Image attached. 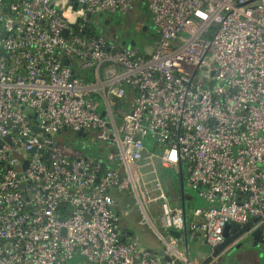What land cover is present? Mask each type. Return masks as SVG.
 Masks as SVG:
<instances>
[{
	"label": "built area",
	"instance_id": "built-area-1",
	"mask_svg": "<svg viewBox=\"0 0 264 264\" xmlns=\"http://www.w3.org/2000/svg\"><path fill=\"white\" fill-rule=\"evenodd\" d=\"M75 1L0 0V264H200L169 230L212 248L249 221L264 243V0ZM137 2L157 37L145 52L93 23ZM66 130L107 153L60 143ZM163 169L204 205L185 210ZM123 191L168 260L121 230Z\"/></svg>",
	"mask_w": 264,
	"mask_h": 264
},
{
	"label": "rangeland",
	"instance_id": "rangeland-1",
	"mask_svg": "<svg viewBox=\"0 0 264 264\" xmlns=\"http://www.w3.org/2000/svg\"><path fill=\"white\" fill-rule=\"evenodd\" d=\"M136 12L139 13L143 18H147V22H149L151 12L146 2H137ZM130 16L132 17L131 11L123 16L111 15L110 24L113 25V27H111L109 30L104 29L102 31L106 39L118 45H122L123 43L127 44L130 40H134L136 46L141 52L151 50L157 41L155 31L151 27L152 24H149L148 29L143 30L141 28L147 24L141 26L134 22ZM108 17L109 16L106 14L95 16L93 23H97L99 26L103 25L105 20L109 19ZM82 70L83 71L80 70L79 72L81 76H83V74L85 75V81L91 80L92 69L90 67H86ZM98 110L100 111V108ZM56 139L60 143L72 149L81 151L91 160H94L98 156H104L105 153H107V148H104V145L96 138V134L94 132L87 133L85 136H78L77 132L66 130L58 133L56 135ZM143 170L146 171L147 168H144ZM159 172L165 185H172V180L174 179L175 174H173V172L169 169H163ZM184 189L185 192L192 197V201L195 203L202 201L196 195V193L187 186L186 183ZM116 201L118 207L117 211L121 215L122 219V226L130 229L133 232L134 239L141 247L145 245L147 239L150 242L156 239V235L152 232L151 228L147 224L140 225L138 223L142 213L133 195L129 194L127 191H123L117 195ZM156 207V202H153L149 205V210L151 213ZM150 217L152 219H157L156 214H150ZM187 242V250L195 256H201L209 250V247L205 244H202L201 242L193 241L191 239H188ZM250 242L251 237L249 234H244L239 237L227 252L221 254L219 259L221 264H255L254 262L256 261L258 262L257 264H263L264 243L259 242L251 245ZM181 244H178V248L183 250L184 245L182 244L181 247Z\"/></svg>",
	"mask_w": 264,
	"mask_h": 264
},
{
	"label": "water",
	"instance_id": "water-1",
	"mask_svg": "<svg viewBox=\"0 0 264 264\" xmlns=\"http://www.w3.org/2000/svg\"><path fill=\"white\" fill-rule=\"evenodd\" d=\"M71 2H72V5H73V9H76L77 6H78L77 2H76L75 0H71ZM110 16H111V15H110ZM88 22H90V18L88 19ZM106 22H109V21H106ZM152 25H153V24H152ZM152 25H151V27L154 29V26H152ZM148 26H149V25L144 26V27H143V30L148 29ZM122 45H127V47H131V46L135 45V42H134V40H130L127 44H124V43H123ZM64 64H65V65L68 64L67 60L64 61ZM33 118H35V115H33ZM32 130H33L34 132H37V131H38V128H37L36 126H33V127H32ZM77 135H78V136H84L85 133L82 132V131H78V132H77ZM35 151H36V149H33V150H32V152H35ZM180 180H181V182H180V183H181V188L183 189V184H182L181 176H180ZM252 223H253V222L249 221V222H247L246 224H244V225H242V226H240V225L237 224V223H229V224H227V225L224 227V230H223V237H224V240H223L220 244H218V245H216V246L210 248L209 252L205 255V257H203V258L201 259L200 264H207V263H208L213 257H216V256L222 254L225 250L231 248L232 244L234 243V241H236V239H238V238L241 237L242 235L246 234V232H247V231L249 230V228L251 227ZM262 227H263V226H260V227H258L257 229L253 230V231L250 233V237H251V242H250V244H251V245H254V244H256V243L262 242V240L260 239V231H261V228H262ZM228 231H230L231 235L229 234ZM168 232H169L172 236L177 237V238L183 236L184 239H185V241H187V240H186L187 237H186V232H185V230H184L182 233H181L180 231H176V230H169ZM122 239H124V238H122ZM186 247H187V246H186ZM158 254H159L160 256H163V252H162V251H159ZM263 257H264V255H263ZM163 258H164L165 260H168V257H166V256H163ZM263 264H264V259H263Z\"/></svg>",
	"mask_w": 264,
	"mask_h": 264
},
{
	"label": "crops",
	"instance_id": "crops-1",
	"mask_svg": "<svg viewBox=\"0 0 264 264\" xmlns=\"http://www.w3.org/2000/svg\"><path fill=\"white\" fill-rule=\"evenodd\" d=\"M131 11V15H132V17L130 16V18H132V20L134 21V22H136L137 24H139V25H144V24H147V25H149V24H152L151 23V19L149 18V22H147V18H143L139 13H137L136 12V5L133 7V9L132 10H130ZM125 18V17H124ZM187 198L188 199H191L192 197L189 195V194H187ZM202 202V203H201ZM191 204L193 205H198V206H203L204 205V203H203V201H200V202H197V203H195L194 201H191ZM121 216V215H120ZM120 227H121V230L122 231H124V233H126V235H127V237L128 238H132V239H134V235H133V232L130 230V229H128V228H126V227H124V226H122V219H121V222H120ZM156 239L155 240H152L151 242L147 239L146 241L147 242H145V245L144 246H142L143 248H145V249H148L150 252H152L154 255H156V256H160L159 254H158V252L159 251H162L163 252V256H166L167 257V255L164 253V244H163V242L161 241V240H159L157 237H155ZM135 240V239H134ZM186 240H188V238L186 239ZM193 241H196V240H193ZM181 242H182V244L184 245V247L183 248H185L186 249V251L188 252V253H190L187 249H188V247H186V246H188L187 245V241H185V239H184V237L182 236V237H180V239H179V241H178V244H181ZM197 242H199V241H197ZM202 243V242H201ZM139 244V243H138ZM182 244H181V247H182ZM202 244H205V243H202ZM205 245H207V244H205ZM208 246V245H207ZM209 247V246H208ZM209 250H210V247H209ZM209 250H208V252H209ZM229 249H227V250H225L224 252H227ZM208 252H206L205 254H200L201 256H195V255H193V254H191L190 253V255H192V256H195L196 258H198L199 260H201L203 257H205V255L208 253ZM223 252V253H224ZM163 256H161V257H163ZM255 264H257L258 262L256 261V262H254Z\"/></svg>",
	"mask_w": 264,
	"mask_h": 264
},
{
	"label": "trees",
	"instance_id": "trees-1",
	"mask_svg": "<svg viewBox=\"0 0 264 264\" xmlns=\"http://www.w3.org/2000/svg\"><path fill=\"white\" fill-rule=\"evenodd\" d=\"M112 15H114V14H112ZM116 15H118V14H116ZM108 16H110V15H108ZM118 16H123V15H118ZM85 25H91V24L86 23ZM103 25H108V24L103 23ZM89 28H90V30L94 29L93 27H89ZM102 28L103 27H101V30L105 29V28H103V29ZM98 29H94V31L98 32L99 31ZM181 179H182L183 189L181 188L180 175L175 176L174 179L172 180V185L166 186V188L169 191V193L171 194V196L173 197V199L177 200L180 204L183 205V208L185 210H187L190 206H192V204H191L192 200L187 198V193L185 192V189H184V187H185V176H184V174H181Z\"/></svg>",
	"mask_w": 264,
	"mask_h": 264
},
{
	"label": "flooded vegetation",
	"instance_id": "flooded-vegetation-1",
	"mask_svg": "<svg viewBox=\"0 0 264 264\" xmlns=\"http://www.w3.org/2000/svg\"><path fill=\"white\" fill-rule=\"evenodd\" d=\"M108 18L109 19H106L105 22H104V24H108V25H103V28H105L106 30H109V29H111V27H113V25L110 24V22H111L110 16ZM106 21H109V22H106ZM141 26H143V25H141ZM144 26H146V25H144ZM143 27L142 28L140 27V28L143 29Z\"/></svg>",
	"mask_w": 264,
	"mask_h": 264
}]
</instances>
